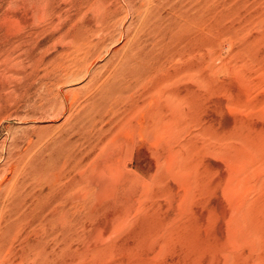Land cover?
<instances>
[{
	"label": "rangeland",
	"instance_id": "rangeland-1",
	"mask_svg": "<svg viewBox=\"0 0 264 264\" xmlns=\"http://www.w3.org/2000/svg\"><path fill=\"white\" fill-rule=\"evenodd\" d=\"M11 1L15 2L0 0V154L13 144L24 151L39 136L47 138L72 130L76 116L64 126L68 112L52 110L53 102L46 101L48 92L54 90L69 100L79 97L82 102L90 92L92 75H79L73 82L53 86V76L58 75L55 65L65 53L63 42L59 44L61 26L52 25L46 7L41 8L47 0ZM57 1L49 3H59L73 13V0H66V4ZM203 1L183 3L185 10L195 9L197 13L187 31L192 49L186 59L173 60L162 76L180 77L177 86L189 89L192 107L188 117L160 143L138 144L134 167L142 169L141 178H127L125 187L114 189L87 190L88 184L85 186L87 193L83 191V195L88 200L84 199L80 208V222L85 224L79 222L84 228L72 227L75 232H69L65 240L67 253H54L51 264H264V0ZM119 2L126 5L123 0ZM173 11L169 4L157 10L164 20L159 25L166 31L155 41L165 45L150 44L145 49L147 55L159 57L171 48V38L177 37ZM131 12H121L119 28L134 34L140 28V18ZM92 15L89 12L87 17L94 20ZM17 21L33 30L29 26L32 31L20 30ZM21 34L23 38H19ZM32 36L34 41L29 38ZM118 36L110 50L94 62L92 72L101 71L113 53L125 46L127 37L119 41ZM25 50L32 52V61L19 57ZM18 60L28 63L20 62V66ZM32 64L38 69L27 70ZM175 68L181 72L175 74ZM29 72L37 75H31L32 79ZM117 125L106 123L95 137L111 136ZM104 146L99 143L94 152L83 156L86 174L105 160L108 149ZM98 153L101 156L97 157Z\"/></svg>",
	"mask_w": 264,
	"mask_h": 264
},
{
	"label": "bare ground",
	"instance_id": "bare-ground-1",
	"mask_svg": "<svg viewBox=\"0 0 264 264\" xmlns=\"http://www.w3.org/2000/svg\"><path fill=\"white\" fill-rule=\"evenodd\" d=\"M22 1L24 2V0ZM47 1L49 3V0ZM64 1L63 3L66 4L68 0ZM119 1L73 0L72 8L74 10L72 14H69L68 8H64L59 3L55 5L50 2L49 4L46 3V6L41 7L43 10L46 7L45 11L49 13L51 20L47 19L50 20L52 25L61 26L59 44L63 42L65 47V53L62 55L60 62L55 65L58 77L53 76V86L65 84L72 79L78 78L77 76L79 75L92 73L91 77H89L90 92L81 102L78 99L79 97L71 100L63 99L64 97L61 98L59 93L49 90L46 101L53 102L50 106L52 110L60 112V114L68 112L64 126L67 125L70 118L76 116L77 123L73 125V129H66L67 132L65 133L59 132V134H54L47 138L39 136L36 142L30 139L31 141L24 151H21L16 144H13L6 151L4 150L5 152H1L0 159L3 162L0 163V264H51L50 261L52 259L50 258L54 253L62 254L63 256L66 250L65 240L69 238L67 235L75 232L71 230H75L77 228L76 225L81 227L85 224H82L83 220L80 222V208L84 199L85 201L88 200L84 198L85 194L83 195V191L86 189L85 186L88 184L87 190H89L88 188L95 189L99 187L114 189L115 187H125L127 178L133 176L141 178L142 169L134 167V162L140 151L139 149L137 151L138 144H141V142L160 143L161 139L166 136L165 134L169 135L172 133L177 123H180L185 117L187 118L191 111L192 104L189 98V89L185 91L177 86L176 80L180 77L162 76L164 71L169 70L168 66L173 60L186 59L192 49L191 42H189L191 39L187 36V31L193 27L191 25L197 13H195V9L185 10L183 3L193 0H147V3L146 0H143L145 3L139 2L140 5H138V0H123V2H126V5L123 4L124 6H121ZM194 1L196 2V0ZM11 2L15 1L10 0ZM19 2L17 1L16 3L20 4ZM30 4L32 6V2ZM167 4L171 5L174 10L173 15L176 18L175 29L177 28L175 35L177 37L171 38L174 42H169L171 48L168 51L164 50L168 48L164 46L163 50L164 52L167 51V53L160 55L164 56V59H162L160 56V58L156 57L157 53H152V55L156 56H151L149 52L147 55L145 49L150 44L153 46L163 44H160L159 40H157V43L155 41L156 38L164 37V31H166L164 27L159 25L163 17L157 15L156 12L160 7ZM199 6L201 5L199 4ZM201 7L200 9L203 8ZM33 8L35 7L33 6ZM203 10H205V7ZM123 11L125 13L132 11L131 13H134V15L137 13L140 18V28L138 31L133 32L134 34H130L129 30H124V27L119 28V23L122 22L119 16H121L120 14ZM89 12L96 17L94 20L87 17ZM46 17H48V14ZM200 17L204 21L205 14ZM35 21L33 22L36 25ZM72 22L74 23L72 24ZM93 22L94 24H92ZM16 23L20 30H29L27 28L28 26L30 27L29 24H22L18 21ZM31 24L33 25V23ZM31 29L33 30V28ZM34 30H37V28ZM192 31H196V28ZM203 33H207V31ZM22 34L19 38L24 37ZM27 35L31 36V33ZM27 35L25 33V36ZM117 35H119L118 40L120 37H127L125 46L113 53L108 61L109 63L102 70L100 69L101 71L92 72L94 62L100 57L102 58L104 52L110 50L109 46L116 42ZM29 38H33V36ZM32 41H34V38ZM30 42L28 41V43ZM15 44L13 43V45ZM15 49L18 51V48ZM21 52L23 53L20 56L18 55L20 58L25 56L28 61H32L31 51L25 50ZM13 62H15V59ZM18 62L20 64L21 61L18 60ZM21 64L20 66H22ZM33 66V64L27 66V70L28 68L38 69ZM23 67L25 66L23 65ZM34 72L35 70L32 73ZM180 72L179 68H175V74ZM32 73L29 72L28 74L31 76L33 75ZM36 73L33 76L37 75ZM28 74L26 76H29ZM37 81L39 80L37 79ZM45 81L48 82L47 80ZM45 83L44 86H46ZM78 101H80L78 109H75ZM183 113L186 115L181 116ZM47 114L49 113L47 112ZM106 123L118 124L117 129L111 136L97 138L98 134L96 132L103 131ZM99 125L101 126L99 127ZM95 134L97 137H95ZM175 134L178 133H174V136ZM138 138L139 141L137 140ZM99 143H105L104 147L108 149L105 160L102 164L94 166L91 172L86 174L82 169V164L85 162H83V156H85L86 152L88 154L94 152ZM1 145L5 146L4 144ZM124 149L125 151H123ZM30 150H33L32 155H28ZM101 153H103L102 150L100 151ZM100 154L97 157L101 156ZM95 159L98 158L95 157ZM93 161L91 162L93 163ZM130 162L132 165H129ZM86 164L84 163L83 165L86 166ZM69 167L70 169H68ZM106 173L108 175H105ZM122 179L124 181H121ZM91 191L93 192V190ZM84 192L87 193V191ZM91 207L93 208L92 205ZM105 211L107 210L105 209ZM72 227L75 229H72ZM81 228L84 227L82 226ZM83 233L85 232L76 233V235H83ZM70 238L71 240L73 239L71 236ZM81 239L82 237L79 238V240ZM55 260L57 262L60 261L58 259Z\"/></svg>",
	"mask_w": 264,
	"mask_h": 264
}]
</instances>
